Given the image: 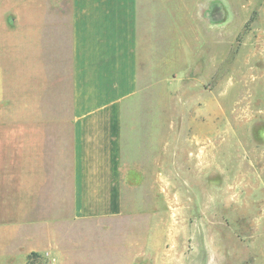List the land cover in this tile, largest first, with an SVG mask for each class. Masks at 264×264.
Wrapping results in <instances>:
<instances>
[{
	"label": "crops",
	"instance_id": "1",
	"mask_svg": "<svg viewBox=\"0 0 264 264\" xmlns=\"http://www.w3.org/2000/svg\"><path fill=\"white\" fill-rule=\"evenodd\" d=\"M216 2L0 0V198L21 202L24 264L35 252L42 264L97 251L120 264L152 255L151 228L139 240L123 214L125 114L146 89L141 60L155 31L163 37L171 17L186 29L195 9L189 30L201 45L202 32L217 31ZM17 79L21 121L2 116L18 99Z\"/></svg>",
	"mask_w": 264,
	"mask_h": 264
},
{
	"label": "rangeland",
	"instance_id": "2",
	"mask_svg": "<svg viewBox=\"0 0 264 264\" xmlns=\"http://www.w3.org/2000/svg\"><path fill=\"white\" fill-rule=\"evenodd\" d=\"M194 14L178 32L171 17L141 60L146 89L124 119L123 214L139 240L151 228L139 264H264V0H217V31L201 45ZM16 83L19 101L2 116L21 121ZM1 199L0 264H24L21 202ZM90 255L78 264L121 263L113 251Z\"/></svg>",
	"mask_w": 264,
	"mask_h": 264
}]
</instances>
